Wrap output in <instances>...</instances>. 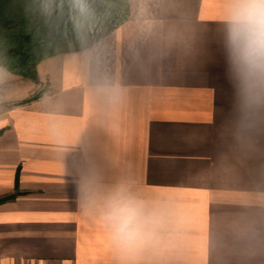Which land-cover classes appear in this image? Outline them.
Listing matches in <instances>:
<instances>
[{"label": "crops", "instance_id": "crops-1", "mask_svg": "<svg viewBox=\"0 0 264 264\" xmlns=\"http://www.w3.org/2000/svg\"><path fill=\"white\" fill-rule=\"evenodd\" d=\"M129 4L38 81L0 64V264H118L85 209L89 172L172 207L159 264H264V112L245 119L227 79L224 0Z\"/></svg>", "mask_w": 264, "mask_h": 264}, {"label": "clouds", "instance_id": "clouds-1", "mask_svg": "<svg viewBox=\"0 0 264 264\" xmlns=\"http://www.w3.org/2000/svg\"><path fill=\"white\" fill-rule=\"evenodd\" d=\"M86 11V0H77ZM221 22L227 79L245 119L264 112V0H224ZM0 68V84L9 79ZM81 190L87 213L106 229L118 264H159L181 224L165 201L145 198L128 180L105 184L89 172Z\"/></svg>", "mask_w": 264, "mask_h": 264}, {"label": "trees", "instance_id": "trees-1", "mask_svg": "<svg viewBox=\"0 0 264 264\" xmlns=\"http://www.w3.org/2000/svg\"><path fill=\"white\" fill-rule=\"evenodd\" d=\"M16 8L0 0V64L38 81L37 64L55 54L86 48L130 16L129 0H19ZM100 32L85 40L91 26ZM38 97L28 98L25 101Z\"/></svg>", "mask_w": 264, "mask_h": 264}, {"label": "rangeland", "instance_id": "rangeland-1", "mask_svg": "<svg viewBox=\"0 0 264 264\" xmlns=\"http://www.w3.org/2000/svg\"><path fill=\"white\" fill-rule=\"evenodd\" d=\"M100 24H98L97 26H95L94 28H92V26H91V28H90V30H89V32L86 34V36H85V40H89V39H91L92 37H94L95 35H97L99 32H100V30H101V28H100Z\"/></svg>", "mask_w": 264, "mask_h": 264}]
</instances>
